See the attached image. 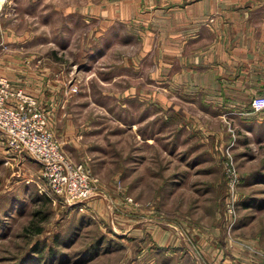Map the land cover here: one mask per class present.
I'll use <instances>...</instances> for the list:
<instances>
[{"label":"rangeland","instance_id":"374dc122","mask_svg":"<svg viewBox=\"0 0 264 264\" xmlns=\"http://www.w3.org/2000/svg\"><path fill=\"white\" fill-rule=\"evenodd\" d=\"M166 1H1L0 75L37 97L94 193H54L0 133V264H264L249 92L215 91L211 60L173 61L166 86Z\"/></svg>","mask_w":264,"mask_h":264},{"label":"crops","instance_id":"0c3cea01","mask_svg":"<svg viewBox=\"0 0 264 264\" xmlns=\"http://www.w3.org/2000/svg\"><path fill=\"white\" fill-rule=\"evenodd\" d=\"M166 3L163 22L166 24V61L160 62L167 73L166 86L171 88L182 83L178 81L180 73L175 72L173 61H190L193 70L198 67L197 60H211L208 65L216 69L210 86L216 80L215 91L220 95L230 90L249 92V102L245 104L253 121H249V130L257 131L256 139L263 138L264 110H253L251 101L255 93L264 94V0H167ZM155 38L157 43L158 34ZM162 56L160 61L164 59ZM237 59L238 65L234 62ZM243 61L246 70L241 71ZM181 69L190 70L184 65ZM234 69L237 71L233 72ZM235 76L242 79L237 83ZM241 84L245 86L240 87ZM228 104L241 108L242 102L230 99ZM256 124L257 130L253 127Z\"/></svg>","mask_w":264,"mask_h":264},{"label":"built area","instance_id":"2783aa9c","mask_svg":"<svg viewBox=\"0 0 264 264\" xmlns=\"http://www.w3.org/2000/svg\"><path fill=\"white\" fill-rule=\"evenodd\" d=\"M251 102L253 110H264V94L255 95ZM46 112L37 97L0 75V133L8 148L36 158L54 193L69 201L84 200L94 193L90 172L63 149Z\"/></svg>","mask_w":264,"mask_h":264},{"label":"trees","instance_id":"16d2710c","mask_svg":"<svg viewBox=\"0 0 264 264\" xmlns=\"http://www.w3.org/2000/svg\"><path fill=\"white\" fill-rule=\"evenodd\" d=\"M42 227H40V228H38L36 231L37 232H40V231H42V229H41ZM72 234V233H71ZM70 234V235H71ZM69 235V236H70ZM71 238V237H70ZM66 242H68V239H67V241ZM32 250H34V252H29L28 254L30 255V254H33V255H31L30 257H29V260L32 262V261H36V260H38V256L36 257V255H38V254H40L41 252H44V250H42V249H40V245H35V246H33L32 247ZM63 253H60V252H58L57 254L56 253H54L53 254V256H55L56 258L57 257H59V256H61ZM62 256H64V255H62ZM22 262H20L19 264H21Z\"/></svg>","mask_w":264,"mask_h":264},{"label":"bare ground","instance_id":"6f19581e","mask_svg":"<svg viewBox=\"0 0 264 264\" xmlns=\"http://www.w3.org/2000/svg\"><path fill=\"white\" fill-rule=\"evenodd\" d=\"M1 1H2V0H0V4H1Z\"/></svg>","mask_w":264,"mask_h":264}]
</instances>
